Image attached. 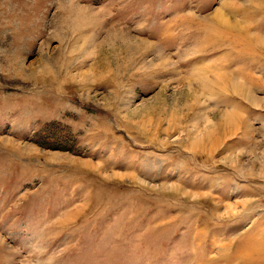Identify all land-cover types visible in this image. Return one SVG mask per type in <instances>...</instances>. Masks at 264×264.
Wrapping results in <instances>:
<instances>
[{"label": "rangeland", "instance_id": "obj_1", "mask_svg": "<svg viewBox=\"0 0 264 264\" xmlns=\"http://www.w3.org/2000/svg\"><path fill=\"white\" fill-rule=\"evenodd\" d=\"M0 264H264V0H0Z\"/></svg>", "mask_w": 264, "mask_h": 264}, {"label": "bare ground", "instance_id": "obj_2", "mask_svg": "<svg viewBox=\"0 0 264 264\" xmlns=\"http://www.w3.org/2000/svg\"><path fill=\"white\" fill-rule=\"evenodd\" d=\"M213 22H214L213 23L214 28H218L219 27V30H220L219 39H222L224 42L225 41H229V43H234L235 42V43H239V44H243V45H246L247 43L252 45L255 42L254 38L249 36V34H248L249 32L247 30L248 28L244 27L242 29V26H240L238 23L237 24L233 23L229 18L224 17L222 14L217 13L214 16ZM215 78H217V80H214L215 83H221V85H227V84L229 85V84H231L229 79H224V78L220 79L219 76H216ZM236 88H235L236 90H239V91L241 90V87H236ZM239 93L241 94V96H245L244 98H248L249 99V97H247L242 92V90ZM233 118H234L235 121L236 120L241 121L240 117L237 118V117L234 116ZM246 250L247 249H244V253H243V254H245V257L249 256V252L246 251Z\"/></svg>", "mask_w": 264, "mask_h": 264}]
</instances>
